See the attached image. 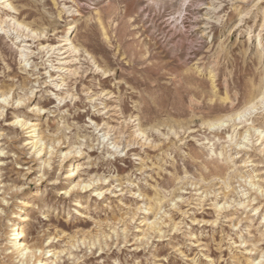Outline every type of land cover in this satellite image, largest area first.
<instances>
[{
	"label": "rangeland",
	"instance_id": "1",
	"mask_svg": "<svg viewBox=\"0 0 264 264\" xmlns=\"http://www.w3.org/2000/svg\"><path fill=\"white\" fill-rule=\"evenodd\" d=\"M0 264H264V0H0Z\"/></svg>",
	"mask_w": 264,
	"mask_h": 264
},
{
	"label": "bare ground",
	"instance_id": "2",
	"mask_svg": "<svg viewBox=\"0 0 264 264\" xmlns=\"http://www.w3.org/2000/svg\"><path fill=\"white\" fill-rule=\"evenodd\" d=\"M22 236H23V234L21 232H18L17 238L22 237Z\"/></svg>",
	"mask_w": 264,
	"mask_h": 264
}]
</instances>
